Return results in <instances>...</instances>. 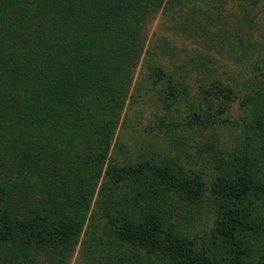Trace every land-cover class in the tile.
<instances>
[{
	"label": "trees",
	"instance_id": "obj_1",
	"mask_svg": "<svg viewBox=\"0 0 264 264\" xmlns=\"http://www.w3.org/2000/svg\"><path fill=\"white\" fill-rule=\"evenodd\" d=\"M198 1L212 0H0V264H37L49 247L65 256L87 234V257L103 245L108 264H264V145L248 148L249 164L230 152L212 179L177 161L114 158L142 92H165L168 107L198 92L193 127L239 98L264 119L263 77L228 81L200 54L202 70L170 69L146 50L158 12L179 17ZM117 175L132 185L125 205L108 189ZM189 204L210 205L211 223L183 220L176 208Z\"/></svg>",
	"mask_w": 264,
	"mask_h": 264
},
{
	"label": "rangeland",
	"instance_id": "obj_2",
	"mask_svg": "<svg viewBox=\"0 0 264 264\" xmlns=\"http://www.w3.org/2000/svg\"><path fill=\"white\" fill-rule=\"evenodd\" d=\"M194 6L196 8H192ZM192 7L178 13L179 17L158 12L150 23L146 50L153 51L170 69L187 64L198 72L203 64L194 56L200 54L206 55L205 64L215 75L228 81L241 84L249 77L264 78L257 68L263 66L264 71V0L258 4L238 0L198 1ZM147 53L135 71L136 80L147 73L144 64ZM142 94V97L137 96L136 103H128L117 130L116 140L122 145H113L118 168L155 158L157 162L177 161L186 170L203 172L212 179L219 165L228 166L230 152H240V155L242 152L244 161L249 164L252 159L245 156L248 148L264 145V119L252 114L249 99L232 101L229 112L214 117L216 123L212 127L198 128L193 127L195 123L188 124L190 113L199 101L198 92H192L189 102L183 100L169 107L165 103V92ZM115 179L116 183L109 185V192L119 204L125 205L132 199V185L120 181L118 175ZM70 197H75L74 189H70ZM176 210L183 220L197 228L211 223L210 205L189 204ZM64 211L68 216L72 214L69 205ZM66 214L60 213L62 222L68 220ZM88 242H91L90 234L82 236L78 245L65 256L58 248L49 247L42 252L37 264H108V250L103 245L87 257L89 249H95Z\"/></svg>",
	"mask_w": 264,
	"mask_h": 264
}]
</instances>
